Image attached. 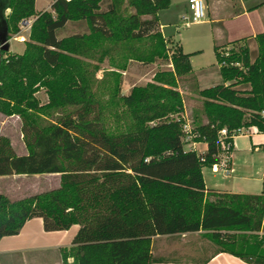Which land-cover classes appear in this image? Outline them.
I'll return each instance as SVG.
<instances>
[{
    "label": "trees",
    "instance_id": "16d2710c",
    "mask_svg": "<svg viewBox=\"0 0 264 264\" xmlns=\"http://www.w3.org/2000/svg\"><path fill=\"white\" fill-rule=\"evenodd\" d=\"M168 4L53 0L36 13L35 0H0L8 40L34 17L22 53L0 48V113L20 118L27 150L17 155L0 135V176L60 175L53 189L15 200L0 193V238L40 217L45 231L78 225L63 264H153L176 259L153 251L154 236L203 230L215 253L264 264V177L260 193L247 194L206 188L202 175L219 162L221 129L226 142L249 126L264 132V32L253 61L246 46L227 55L215 46L222 82L199 89L190 53L160 31L158 10ZM70 20L86 21L88 33L59 38ZM157 60L171 68L121 92L130 62ZM182 80L201 97L191 132L203 152L184 147Z\"/></svg>",
    "mask_w": 264,
    "mask_h": 264
},
{
    "label": "crops",
    "instance_id": "0c3cea01",
    "mask_svg": "<svg viewBox=\"0 0 264 264\" xmlns=\"http://www.w3.org/2000/svg\"><path fill=\"white\" fill-rule=\"evenodd\" d=\"M177 1L178 2L174 4V0H169V4L166 8L168 9L170 6L175 5L177 8L176 12L179 18L182 19L183 16L188 15V0ZM204 2L206 5V16L200 22L206 21L209 24L213 48L215 46L220 48L221 46L235 45L237 43L242 45L246 41L255 42V35L264 32V0H204ZM50 4L47 9H49ZM46 7L43 6L40 10L35 9V12L38 13L46 10ZM8 11L7 9L6 13ZM160 18V11H158L160 31L163 35L161 29L165 24L160 22ZM33 19L34 17H30L21 22V25H25L26 27L23 30L20 28L18 33L23 31L22 37H24V40L29 36V29ZM18 33L16 35H18ZM14 38L15 36H13V39ZM218 69L219 65L217 63L215 69L216 78H221ZM0 116L12 119L17 124L20 122V118L17 115L6 116L0 113ZM203 122H206V119H203ZM0 135L7 136L10 139L11 146L17 155L27 154L26 147L22 140L21 142L18 141V149L16 150L14 141L8 135ZM242 137H246L247 142L239 144L237 140ZM196 143L203 145V149L201 151L195 148L191 149H195L198 152H203L206 149L205 142ZM240 157H244L243 159L245 160H243V162H238L237 160H240L238 159ZM210 167L213 173L221 172L223 177L231 176L235 173L234 178L237 179V182L230 181L228 184L216 182L212 184V186H209L202 173L206 188L231 193H260L264 177V132L258 131L255 126L244 128L242 132L232 137L228 149L222 148L221 146L219 162L216 163L217 171L213 170L212 166ZM14 176H23V174L1 175L0 180ZM43 176H55V185L59 186L60 175L58 173L43 174ZM27 182L29 183V181ZM24 185L25 184L22 186ZM28 186L29 184L25 185L27 188L24 190L14 192L9 189L0 188V193L15 200L48 190L34 191ZM58 186H55V188ZM252 188H258L260 190L259 192L250 190ZM77 228L78 225H72L66 230L45 231L42 218L34 217L26 221L17 234L0 238V264H63L62 253L64 250L71 247L72 239ZM204 232L203 230H199L170 236H154L152 240L153 251H157L158 253H173L176 255V259L171 262L153 264H194V262L199 259L196 260L193 255H188L192 247L194 249L198 248L199 252L200 250L203 252L200 259H208L204 264H250V262H246L227 252L215 253L214 244L206 237L202 236ZM160 238L172 241V243L166 247H161L160 244L156 245L157 240ZM191 240H193L194 244ZM155 245L157 248H155ZM71 261L72 258L68 257L67 262Z\"/></svg>",
    "mask_w": 264,
    "mask_h": 264
},
{
    "label": "rangeland",
    "instance_id": "374dc122",
    "mask_svg": "<svg viewBox=\"0 0 264 264\" xmlns=\"http://www.w3.org/2000/svg\"><path fill=\"white\" fill-rule=\"evenodd\" d=\"M53 0H36L35 9L40 10L43 6H47ZM178 1L174 0V4ZM176 6L172 5L168 9L163 8L160 11V22H162V32L163 36L169 41V44L172 48L178 47L179 45L182 48V51L185 53H190L189 62L191 66V72L195 75L198 81L199 88L210 87V85H215L216 83L222 82L221 78H216V66H217V58L216 53L213 48V40L210 37L209 24L206 21L200 23H192L187 26L183 25L184 20L180 19L178 13L176 12ZM190 15V12H187ZM19 27L23 30L26 26L19 24ZM75 33H88V25L86 21L82 20H70L66 23V25L57 31V36L66 37ZM23 31H20L18 35H14L15 38L9 39L10 44V52L14 53H22L25 47L24 37H22ZM179 44V45H178ZM246 46L249 50V60L253 61L259 54L257 42L246 41L244 44H235L229 46H221L218 48V52L222 55H227L230 51H237L238 47ZM9 51V50H8ZM103 67H108L107 61H105L102 65ZM171 68V65L166 64L161 60H157L150 64H142L139 62H130L127 69L122 71V84H121V92L127 93L134 85H145L147 82L151 81L154 73L159 70H166ZM226 82L225 84H228ZM236 88L244 89L248 88L246 84L237 83L235 84ZM179 92L181 93L184 99V111L181 116L182 119L187 120L190 126L192 127V110L201 105V97L198 95L197 90H194L190 83L187 81H180L177 85ZM36 96L39 98L41 103L46 102L47 95L44 89H40ZM203 119H206L203 117ZM21 122V121H20ZM20 122L17 124L12 119H7L3 116H0V134L8 135L15 143L16 150L18 149V141L21 142L22 133H21V124ZM185 145L187 148H195L198 151L203 149V145L196 143L194 138L190 136V134H185ZM239 144L242 142H247L246 137L239 138ZM244 157H240L237 160L238 162H243ZM246 162V161H245ZM202 173L206 178L209 186L215 184L216 182L221 183H229L237 182V179L234 178L235 173L231 176L223 177L221 172L213 173L211 171V167L206 165L202 167ZM21 177V178H16ZM55 176H43V174L36 175H23V176H14L8 177L0 180V188L11 190V191H20L24 190L25 185L29 184L28 187L32 188L34 191H42L45 189L55 188ZM29 181V183L27 182ZM31 183V184H30ZM25 184L24 186H22ZM258 191L260 189H250ZM259 235H264V228L259 233ZM191 239V238H190ZM193 242V240H191ZM156 245H161V247H166L172 241L166 240L164 238H160L157 240ZM194 244V242H193ZM155 245V248L157 246ZM158 253L157 251H155ZM202 251L200 252L197 249L192 247V250L188 253V255H193L194 258L200 259L202 257ZM160 254H173V253H165L162 252ZM176 256L175 254H173ZM187 255V256H188Z\"/></svg>",
    "mask_w": 264,
    "mask_h": 264
},
{
    "label": "built area",
    "instance_id": "2783aa9c",
    "mask_svg": "<svg viewBox=\"0 0 264 264\" xmlns=\"http://www.w3.org/2000/svg\"><path fill=\"white\" fill-rule=\"evenodd\" d=\"M188 9L190 12V15H185L182 17V20H184V25L187 26L188 24L197 23L202 21L206 16V5L204 0H188ZM183 130L185 134H190L193 138L195 137V134L191 132V126L188 123V121H185V124L183 126ZM239 132H242L240 130ZM220 138H221V146L222 148L228 149L230 146V142L224 141V139L227 136V131L225 128L221 129L220 132ZM234 137V135H231V138ZM213 170L217 171L216 164L212 165Z\"/></svg>",
    "mask_w": 264,
    "mask_h": 264
},
{
    "label": "water",
    "instance_id": "95a60500",
    "mask_svg": "<svg viewBox=\"0 0 264 264\" xmlns=\"http://www.w3.org/2000/svg\"><path fill=\"white\" fill-rule=\"evenodd\" d=\"M0 48L9 50V40L7 39V25L4 19L0 20Z\"/></svg>",
    "mask_w": 264,
    "mask_h": 264
}]
</instances>
